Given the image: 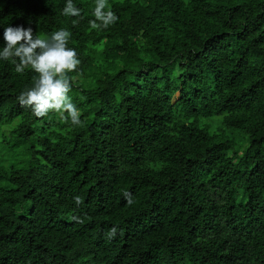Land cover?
Segmentation results:
<instances>
[{
	"label": "trees",
	"instance_id": "16d2710c",
	"mask_svg": "<svg viewBox=\"0 0 264 264\" xmlns=\"http://www.w3.org/2000/svg\"><path fill=\"white\" fill-rule=\"evenodd\" d=\"M66 3L0 0V51L71 33L81 120L0 59V264H264V0H107V28Z\"/></svg>",
	"mask_w": 264,
	"mask_h": 264
},
{
	"label": "clouds",
	"instance_id": "9594fccd",
	"mask_svg": "<svg viewBox=\"0 0 264 264\" xmlns=\"http://www.w3.org/2000/svg\"><path fill=\"white\" fill-rule=\"evenodd\" d=\"M106 7L107 0H97L94 10L96 19L89 22L93 28L100 26L96 21L107 28L119 19L113 11L105 12ZM81 11L74 6L72 0H67L63 14L81 17ZM70 36L71 33L62 28L53 32L50 39H43L39 35L34 36L31 27L9 26L4 29L6 46L0 51V59L13 62L18 59L15 68L18 73L31 66L39 74L34 86L17 97L21 106L30 107L36 117H45L53 110L62 117L67 113L73 124H79L81 120L78 109L68 95L71 83L67 73L75 71L80 64L76 50L67 47ZM124 195L129 205L135 203L130 193L125 192ZM74 200L77 206L83 203L80 196H75ZM117 231L114 226L106 235L109 239L114 238Z\"/></svg>",
	"mask_w": 264,
	"mask_h": 264
}]
</instances>
